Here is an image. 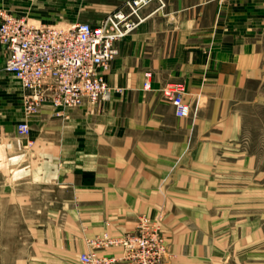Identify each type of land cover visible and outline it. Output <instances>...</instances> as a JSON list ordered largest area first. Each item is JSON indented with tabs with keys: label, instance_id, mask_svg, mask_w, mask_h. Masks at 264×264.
<instances>
[{
	"label": "crops",
	"instance_id": "crops-1",
	"mask_svg": "<svg viewBox=\"0 0 264 264\" xmlns=\"http://www.w3.org/2000/svg\"><path fill=\"white\" fill-rule=\"evenodd\" d=\"M127 1L0 0V11L95 26ZM160 1L117 44L110 99L94 105L25 116L0 43V191L28 210L40 199L42 263L80 264L88 240L133 233L146 215L161 221L163 264H264V0ZM171 82L185 86L184 118L160 94Z\"/></svg>",
	"mask_w": 264,
	"mask_h": 264
},
{
	"label": "built area",
	"instance_id": "built-area-1",
	"mask_svg": "<svg viewBox=\"0 0 264 264\" xmlns=\"http://www.w3.org/2000/svg\"><path fill=\"white\" fill-rule=\"evenodd\" d=\"M160 0H128L118 11L106 16L98 25L77 23L64 27L36 25L28 19L0 11V43L8 51L4 70L13 75L23 90V112L33 116L44 106L61 112L83 104H97L110 99L104 79L110 63L117 57V44L136 31L144 21L140 11ZM142 89L151 91V75H144ZM178 118L188 116L183 83L171 82L160 89ZM61 116V113H57ZM18 132L27 136L29 126L18 124ZM103 255L82 254V264H162L167 256L162 224L142 216L137 232L121 237L101 236L94 241ZM120 253V258L114 255Z\"/></svg>",
	"mask_w": 264,
	"mask_h": 264
},
{
	"label": "rangeland",
	"instance_id": "rangeland-1",
	"mask_svg": "<svg viewBox=\"0 0 264 264\" xmlns=\"http://www.w3.org/2000/svg\"><path fill=\"white\" fill-rule=\"evenodd\" d=\"M252 138L253 143L256 144H260L259 142L263 141L262 136H252ZM258 155L264 156V151H258ZM33 202H35L34 205L28 207L30 210H28L26 206L23 205V203L21 204V207H18L17 204L19 203V201L18 203H16V201L12 199L7 193L0 191V264H55L42 263L36 260L39 256L31 254V252L34 250L31 247V243L33 242L31 225L34 224L35 221H39L41 218V215L37 214L35 210V207L40 202V199L36 198L35 200H33ZM142 216L146 215L139 216L136 222H138L139 218H141ZM136 232L137 224L136 231L127 234H135ZM104 235L109 236L104 232L87 241V246L91 250L87 254L93 252L99 255L105 254L106 251L104 249H98L94 245V241ZM166 247L168 255L167 244ZM120 262L126 264L123 261ZM163 263L164 261L162 262V264ZM80 264L82 263L80 262Z\"/></svg>",
	"mask_w": 264,
	"mask_h": 264
}]
</instances>
